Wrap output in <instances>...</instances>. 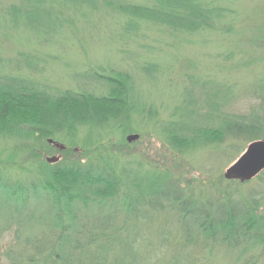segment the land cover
Listing matches in <instances>:
<instances>
[{"label": "rangeland", "instance_id": "obj_1", "mask_svg": "<svg viewBox=\"0 0 264 264\" xmlns=\"http://www.w3.org/2000/svg\"><path fill=\"white\" fill-rule=\"evenodd\" d=\"M97 1L103 5L114 0ZM121 1L139 5L144 0ZM217 3L228 10L219 28L179 37L147 31L145 27L137 34L127 35L120 27L121 15L104 5L95 8L94 4L88 5L82 17L72 11H53L56 17L64 14L55 29L39 28L36 32L25 23L31 9L23 6L21 0H0V77H27L50 94L68 90L103 96L108 86L94 79V75L126 74L133 82L129 95L151 108V118L131 111V121L126 126L129 132L124 134L121 128L102 133L101 139L95 140L96 153L89 150L88 156L110 157L121 171L132 198L147 192L156 177L171 180V188L176 183L178 189L199 203L213 202L223 193H236L237 199L245 198L246 192L251 191L262 192L264 196V176L239 186L229 185L230 181L223 178L242 154L235 156V149L226 150L229 140L222 146L207 139L195 148H178L168 142L159 128L170 120H181L173 113L180 115L186 109L194 111L191 118L197 120L196 131L212 129L218 115L247 117L260 103L264 90V0H218ZM8 16L16 20L15 27ZM257 35L262 39L259 46L254 45ZM210 99L216 103L212 120L208 117L212 111L208 105ZM130 135L139 138L127 143L126 137ZM82 136L81 133L79 139ZM13 145L15 142L0 138V149L5 146L10 149ZM63 146L55 148L59 153L55 150L52 155L43 156L44 164L40 165H45V158L50 157L58 158L57 163L65 158L70 162L87 161L80 147L66 155L60 154L66 148ZM14 162L15 159L8 162L4 170L12 183L29 186L36 181V170L25 164V158H16L18 165ZM37 163L33 165L35 168ZM134 182L142 184L138 190L133 188ZM122 196L120 193L107 200L96 215L88 209L84 211L82 205L76 206L74 214L78 220L73 223L74 228L81 224L85 230L83 236L89 231L91 236L102 232L106 237L115 235L123 242H131L132 249H139L137 264H168L175 255L185 264H231L235 260L237 252L219 243L211 246L209 253V245L199 240L196 228L187 222L184 230L182 220L169 208L157 212L141 207L127 215L120 206ZM143 197L148 199L146 195ZM3 199L0 198V264H22L19 257L25 259L31 255L38 247L36 244L46 249L55 240L53 215L48 212L51 205L43 193L34 195L32 190L25 204ZM91 208L99 210L95 205ZM258 213L264 216V200ZM125 228L138 236L124 231ZM190 238L194 243L187 242ZM120 249L115 242H97L91 250L85 248L81 260L84 264H89L90 257L118 260ZM243 259L248 264H264V248L247 252ZM120 261L127 262L124 258Z\"/></svg>", "mask_w": 264, "mask_h": 264}, {"label": "trees", "instance_id": "obj_2", "mask_svg": "<svg viewBox=\"0 0 264 264\" xmlns=\"http://www.w3.org/2000/svg\"><path fill=\"white\" fill-rule=\"evenodd\" d=\"M21 2L28 10L31 9L27 12L25 23L36 32L39 28L48 31L55 29L64 14L56 17L51 13L53 11H72L82 17L83 12L89 8L88 5L94 4L95 8L102 5L97 0ZM217 2L218 0H144L142 4L135 5L128 1L114 0L111 4L103 5L122 16L120 27L127 35L137 34L141 27H145L147 31L157 30L166 36L181 37L219 28L226 20L228 10ZM8 17L15 27L16 20L12 16ZM255 40L254 45L259 46L261 37L257 35ZM93 78L106 83L108 87L105 95L94 96L68 90L50 94L27 77H0V138L15 142V146L10 149L7 146L0 149V198H6L10 203L21 201L25 204L30 198L31 190L34 195L43 193L46 202L51 205L48 212L53 215L51 226L56 232L50 247L42 249L36 244L38 247L34 248L31 255L25 259L20 256L22 264H84L81 260L82 253H86V247L91 250L97 242H115L121 246L119 259L90 257L89 264H137L139 249H132L131 242H123L115 235L106 237L102 232L91 236L92 231H89L83 236L85 230L82 225H78L79 229L73 225L78 220L74 214L76 206L82 205L84 211L88 209L96 215L107 200L120 193L123 195L120 206L126 210L127 215L136 213L137 208L141 207L157 212L169 208L170 212L182 220L184 230L188 223L196 228L199 240L209 245V253L212 252L211 246L219 243L221 246H229L232 252H237L231 264H248L243 259L246 253L264 248V216L258 215L262 214L258 210L261 208V200H264L263 193L246 192L245 198L238 199L236 193H223L220 199L213 202L205 200L199 203L178 189L176 183L173 182L175 185L171 188V180L155 176L157 179L152 180L147 192L130 197L131 193L125 187L126 182L122 181V173L117 170L115 162L108 156L97 154L98 156L91 158L88 154L89 150L96 153L98 145L95 140H100L102 133L121 128L124 134L129 132L126 126L131 121V111L151 118V108L141 105L129 95L133 82L126 74L111 72L105 76L94 75ZM208 105L212 110L208 117L212 120L215 118L213 111L216 103L210 99ZM193 114L194 111L186 109L180 115L174 111L175 118L178 116L181 120H170L159 127L174 147L195 148L198 143L207 139L222 146L229 140L226 150L231 152L235 149V156H239L250 143L264 141V90L260 103L258 102L251 115H218L215 118L217 123L212 125V129L209 127L210 129L196 131L197 120L191 118ZM81 133L83 136L79 139ZM50 142L64 145L66 148L60 154L65 155L80 147L88 159L86 162H70L65 158L53 165H40L43 163V156L52 155L56 150ZM47 149L48 152L51 151L50 154L46 153ZM6 154L8 156L4 158ZM18 157L25 158V164L36 170V181L29 186L19 182L12 183L9 176L4 174L8 162L15 159L14 165H18ZM35 162L39 164L36 168L33 166ZM25 172L30 173L28 170ZM263 176L264 172L243 184L238 181L228 183L234 186L248 185L259 181ZM141 185L134 182L133 188L138 190ZM145 195L149 200L144 199ZM93 205L98 206L99 210H93ZM125 229L124 231L138 236L128 228ZM187 242L194 243L192 238ZM11 251L12 249L9 250V256ZM174 257L168 264H185L181 263L183 260L180 261L178 256ZM120 258L127 262H121Z\"/></svg>", "mask_w": 264, "mask_h": 264}, {"label": "water", "instance_id": "obj_3", "mask_svg": "<svg viewBox=\"0 0 264 264\" xmlns=\"http://www.w3.org/2000/svg\"><path fill=\"white\" fill-rule=\"evenodd\" d=\"M138 135L126 137L127 143L137 141ZM60 146H57L59 148ZM63 148V147H62ZM58 158H45L47 164H55ZM264 171V141L250 143L237 160L225 171L223 178L227 181L245 183L256 178Z\"/></svg>", "mask_w": 264, "mask_h": 264}]
</instances>
